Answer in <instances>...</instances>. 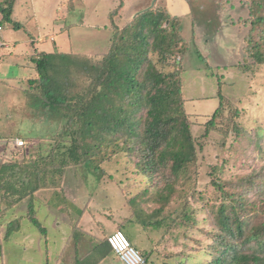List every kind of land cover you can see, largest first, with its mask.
I'll list each match as a JSON object with an SVG mask.
<instances>
[{"label": "rangeland", "instance_id": "374dc122", "mask_svg": "<svg viewBox=\"0 0 264 264\" xmlns=\"http://www.w3.org/2000/svg\"><path fill=\"white\" fill-rule=\"evenodd\" d=\"M2 1L4 0H0ZM19 1L21 3L14 10L23 12V19H19L22 27L16 34L25 42L20 46L27 53V59H23L28 62L33 60L35 64L37 50H42L39 45H44V49H48L44 52L49 55L47 62L51 63L49 75H53L54 79L72 77L80 65L87 66L89 62H96L99 57L104 56L112 40L111 30L114 25L119 29L126 28L130 24L127 22L135 20L140 13L149 10L163 11L166 5L165 0H49L47 6L40 0ZM184 1L187 0H170L171 4L168 3L170 6L174 4V9L180 11L177 24L181 25L183 42L178 50L167 61V65H163L157 56L150 55L158 71L164 74L178 72L182 82L183 108L188 116L191 133L195 141L198 140L195 161L173 183L170 205L158 216L151 217L147 228L134 221L130 223L128 220L133 211L129 201L140 194L150 175L143 173L140 167L133 166L122 153L100 163L97 170L95 166L82 164L61 166L59 158L51 156L56 154L57 149H52V140L50 143L49 139L46 140L47 132L39 124L32 126L31 116L24 107L22 112L18 110L22 119L17 113L19 104H25L26 81L22 84L20 81L8 83L2 79L0 96L4 97V103L0 107V160L11 162L14 154L18 152L14 151L13 146L24 143L27 145L25 155L19 154L18 162H30L31 166L39 168L42 174L40 182L42 181L44 187L54 185L53 190L38 192L35 197L18 203L14 211L10 210L8 214H16L18 217L19 222L15 225H18L19 232H12L9 241L3 240V237L10 218H4V227L0 218L2 253L3 248H6L17 255L19 245L24 250L25 247H31L30 242L36 244L38 239H44L45 236L50 241L56 235L53 230L72 225L75 228V221L87 211L85 222L93 224V220H97L101 226L95 230L105 233L115 231L113 220L121 221L122 216L125 227L123 232L140 253L152 250V264H207L211 260L205 250L212 243L208 233H216L212 215L221 202L213 182L217 178L225 180L249 174L252 169L259 170V166H264V157L260 158L259 151H256L258 155L255 158L250 151L243 154L234 149L235 145L232 146V143L235 135L230 127L233 112L237 110L235 120L245 127L247 133H260L261 142L264 143V65L255 66L247 54L249 46L256 43V38L251 41L252 0L189 1L194 2L195 7L194 12L192 11L195 20L193 22L192 16L186 18L188 8L183 4ZM32 3L36 10L42 12L39 21L42 32L48 34L51 31V34L59 35L61 39L51 42L48 36L44 43L38 42L37 31L33 30L30 7ZM55 3L63 8L65 17L60 12L57 14ZM79 14L84 16V24L80 23ZM53 19L58 20L57 24L65 20L61 28L66 29L57 30ZM165 26L166 24L162 27ZM7 29L6 26L5 30ZM30 36L33 37V45L28 42ZM20 39L17 41L21 42ZM12 60L16 63L15 58ZM19 61L22 59L17 62ZM8 62L10 63V58ZM16 66L12 65L11 77L25 73ZM1 68L0 66V72ZM60 68H65L67 73ZM18 87L23 88L24 92L17 91ZM219 95L224 99L220 113L222 119H217L215 128L207 131L205 124L219 108ZM44 99L42 97L33 103L35 112L41 111L45 103L41 101ZM12 103L18 105L13 106ZM8 120L9 123L16 121L13 122V125L16 123V128L10 127L11 125L6 127V123H1ZM17 121L20 123L18 128ZM5 132L7 136L13 137L5 138L10 144L8 147L13 148L12 152L7 149L6 142L2 139ZM206 132L208 134L204 136ZM62 141L70 146L71 138H62ZM62 151L65 152L66 149L63 148ZM108 154H111L110 150ZM242 164H245V169L239 167ZM161 171L159 169L153 175V182L162 181ZM239 189L241 187L237 190ZM238 193L252 198L251 194L244 191ZM88 199L92 202L96 200L95 208L90 203V207L85 209ZM1 201L0 213L6 208ZM148 205L147 203L139 208L147 210ZM65 212H69V215ZM145 214H150V211H145ZM21 253L24 256L25 251ZM27 254L32 255L31 252ZM15 257L18 260V256ZM0 264H3L2 257Z\"/></svg>", "mask_w": 264, "mask_h": 264}, {"label": "trees", "instance_id": "16d2710c", "mask_svg": "<svg viewBox=\"0 0 264 264\" xmlns=\"http://www.w3.org/2000/svg\"><path fill=\"white\" fill-rule=\"evenodd\" d=\"M15 2H0V40L4 43L0 48V66L6 48L5 24L11 25L14 31L21 29L19 23L11 20ZM187 4L190 16H194V2ZM252 6L251 41L256 38V43L249 46L247 54L252 64L260 66L264 65V0H252ZM178 21V17L171 18L166 10H149L128 22L130 24L126 28L119 29L114 25L108 52L96 62L90 59L92 62L87 66L80 65L75 75L64 79H54L53 75H49V55L44 52L38 54L34 64L38 77L25 82V104H19L17 108L18 114L25 108L31 116L32 126L39 124L47 132L46 140L49 139V143L52 140V149H57L54 156L51 152V156L59 158L61 166L82 164L95 166L97 170L100 163L122 153L133 166L148 173V183L136 198L129 201L133 212L128 221H134L143 228L148 227L151 217L158 216L170 205L173 183L196 159L198 140L195 141L191 133L188 116L183 108L180 76L178 72L164 74L158 71L150 58V55L157 56L163 65H167L183 42ZM60 69L67 73L65 68ZM16 90L24 92L21 87ZM42 97L46 100L41 102L45 103L40 112H35L33 103ZM219 98V108L205 124L207 131L215 128L217 119H222L220 113L224 99L221 95ZM2 103L4 101L0 99V107ZM237 115L235 110L231 118V132L235 135L232 146L235 145L234 149L243 154L250 151L255 158L260 154L262 159L264 143L261 142V134L247 133L245 127L235 120ZM19 116L22 119V115ZM9 120L1 123L16 128V123L13 125L16 121L9 123ZM19 121L17 128L20 126ZM6 133L2 137L4 141L5 138H13ZM66 137L71 138L70 146L62 141ZM15 138L22 139L19 136ZM39 140L43 141V138ZM9 145L6 142L9 151L12 152L14 148L18 152L11 162L0 160V201L2 199L6 205L0 218L2 227L4 218H10L5 226L7 231L16 230L18 225L15 224L19 222L16 214H8L11 209L37 192L54 186L49 184L51 187H44L40 182L42 174L39 168L31 166L30 162H18L19 154L25 155L27 145L22 143L13 148H9ZM109 150L111 154H108ZM256 151H259L258 154ZM239 167L246 168L245 164ZM159 169L162 170V181L153 182V175ZM213 187L218 191L221 202L212 215L216 233H208L212 243L205 250L211 259L207 264H264V166L242 176L225 180L217 178ZM238 187L241 189L237 190ZM239 191L251 194L252 198L237 194ZM147 203V210L139 208ZM154 205L159 207L151 211ZM145 211H150V214L146 215ZM124 228L116 230L123 231ZM131 246L137 249L133 243ZM1 253L0 248V257ZM140 254L143 264H152V250Z\"/></svg>", "mask_w": 264, "mask_h": 264}, {"label": "crops", "instance_id": "0c3cea01", "mask_svg": "<svg viewBox=\"0 0 264 264\" xmlns=\"http://www.w3.org/2000/svg\"><path fill=\"white\" fill-rule=\"evenodd\" d=\"M17 2H15L14 7H13V13L11 15V20L14 23H19L22 27V23H21V19H23V12L20 13L18 12L19 9H17L16 11L14 9L18 8V5L21 3V1L16 0ZM48 1L49 0H40V2H42L45 6L48 5ZM165 10L170 13V17L174 18V17H179V9H174V4L173 5H169L170 0H165ZM190 0L184 1L183 4L187 6L188 8V12L186 13V18H188L190 16V7L187 4ZM191 1H198V0H191ZM169 3V4H168ZM30 7H32V11H31V15H32V19H33V27L38 34V42L39 43H44L47 40V37L49 36V40L51 42H55L56 39H61L59 35H54L51 34V31H49V33L44 34L42 32V30L39 28L40 26V19L42 17V12L38 11L35 9V4L32 3L30 5ZM54 8L55 11H57V14L60 12L62 14V16L65 17V13H63V8L59 7L58 4H54ZM83 15V14H82ZM79 14V18H81V24H84L85 21L84 16H82ZM20 19V20H19ZM65 19V18H63ZM75 19L78 21V17L76 16ZM191 21H195L194 20V16H192ZM58 20L54 21L53 19V23L56 25L57 30L63 31L66 28H61L62 23L65 22V20H61V22L59 24H57ZM129 22V21H128ZM127 22V23H128ZM116 23V22H114ZM7 26V30H5L4 32V40L6 43V48L3 51V57H2V62H1V72H0V79L2 82V79L4 81H8V83L10 82H14V81H20L21 84L24 83L25 81H30L32 79H36L38 77V72L36 71L35 65L33 63L32 60H30V62H28L27 59V53L24 52L23 48H20V46L22 44H25L23 39H20L18 36H16L17 33H19V31H14L11 27V25H6ZM36 26V27H35ZM11 28V29H10ZM62 33V32H60ZM17 39L21 40L17 41ZM29 44L33 45V37L30 36L29 40H28ZM22 43V44H21ZM42 46L41 49L42 50H37V55L45 52V50L48 49H44V45H39ZM20 48V49H19ZM19 49V50H18ZM23 57H25L26 59H23ZM10 58V63L8 62ZM15 58L16 59V63H13L12 59ZM22 59V61L17 62L18 60ZM6 62V64H4ZM12 65H17L16 68H19L23 71H25V73H22V75H18L16 77H11L10 75H12ZM27 70L33 71L29 72ZM36 73H35V72ZM21 77V78H20ZM20 78V79H19ZM25 80V81H24ZM24 81V82H23ZM0 99L2 101H4V98ZM9 103V102H7ZM10 104V103H9ZM11 105L15 106L18 104H14L12 103ZM51 185V184H50ZM52 186V185H51ZM53 187V186H52ZM51 187V189L49 190H53V188ZM43 191V190H41ZM39 191V192H41ZM38 193V192H37ZM36 194H34L33 197H35ZM69 199V198H68ZM74 200V199H73ZM72 200V201H73ZM90 203L92 204V207L95 208V204H96V200L94 199V201L92 202L91 199L87 200V204H86V208L90 207ZM17 208L12 209L11 211H14ZM84 209V210H85ZM87 211H85L81 217L79 219H77L75 221V228L73 225L67 226V227H62L61 229H56L53 230L54 232H56V235L53 236L50 241L48 240V237H44V239H38L37 243H32L30 242V246L25 249L22 250L21 249V245H19L18 250L16 253H18L17 255H15V253L13 254L12 251H10L9 249L7 250L6 248H3V253H2V259H3V264H11V260H13V264H19V262L21 264H123L120 259L118 258L117 255H115L109 248V246L107 245V243L105 242L106 237L109 235V233H105V232H99L98 230H95L96 228H100L101 223H99L97 220H93V224H87L85 222V214ZM67 215H69V212H65ZM17 216V215H16ZM123 217L120 216L121 221H114V226H115V230L116 228H120V227H124L123 225ZM87 219V218H86ZM58 220H56L55 223H57ZM101 229H103L101 227ZM19 232V229L17 227L16 230H6L5 236L3 237V240L6 239L7 241L11 240V234L12 232ZM114 232V231H112ZM32 243V244H31ZM21 251H25V254L23 256V254L21 253ZM32 253V255H29L27 253ZM18 256V260H16V257Z\"/></svg>", "mask_w": 264, "mask_h": 264}, {"label": "built area", "instance_id": "2783aa9c", "mask_svg": "<svg viewBox=\"0 0 264 264\" xmlns=\"http://www.w3.org/2000/svg\"><path fill=\"white\" fill-rule=\"evenodd\" d=\"M1 35V26H0ZM1 37V36H0ZM4 43L0 40V48ZM1 50V49H0ZM110 250L118 256L123 264H143L144 260L140 252L131 246L128 238L121 230H115L107 236Z\"/></svg>", "mask_w": 264, "mask_h": 264}]
</instances>
